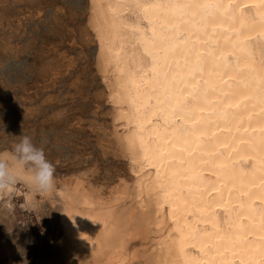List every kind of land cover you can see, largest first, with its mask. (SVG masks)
Listing matches in <instances>:
<instances>
[{
  "label": "bare ground",
  "instance_id": "obj_1",
  "mask_svg": "<svg viewBox=\"0 0 264 264\" xmlns=\"http://www.w3.org/2000/svg\"><path fill=\"white\" fill-rule=\"evenodd\" d=\"M88 1L135 183L13 194L57 212L61 264H264V0Z\"/></svg>",
  "mask_w": 264,
  "mask_h": 264
},
{
  "label": "rangeland",
  "instance_id": "obj_2",
  "mask_svg": "<svg viewBox=\"0 0 264 264\" xmlns=\"http://www.w3.org/2000/svg\"><path fill=\"white\" fill-rule=\"evenodd\" d=\"M89 22L88 0H0V151L29 136L55 165L57 188L83 183L107 201L136 177ZM10 202L0 208V264H61L57 212L29 208L18 194Z\"/></svg>",
  "mask_w": 264,
  "mask_h": 264
},
{
  "label": "clouds",
  "instance_id": "obj_3",
  "mask_svg": "<svg viewBox=\"0 0 264 264\" xmlns=\"http://www.w3.org/2000/svg\"><path fill=\"white\" fill-rule=\"evenodd\" d=\"M55 171L44 149L23 136L12 150L0 151V202L12 196L20 183L26 184L34 197L53 192L57 187ZM23 264H28L26 259Z\"/></svg>",
  "mask_w": 264,
  "mask_h": 264
}]
</instances>
